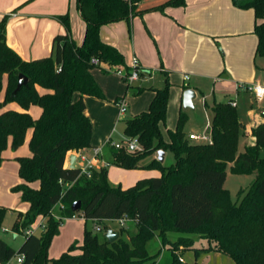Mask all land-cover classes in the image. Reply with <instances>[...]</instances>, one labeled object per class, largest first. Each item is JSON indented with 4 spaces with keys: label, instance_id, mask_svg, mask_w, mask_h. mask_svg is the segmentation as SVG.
Returning <instances> with one entry per match:
<instances>
[{
    "label": "trees",
    "instance_id": "obj_1",
    "mask_svg": "<svg viewBox=\"0 0 264 264\" xmlns=\"http://www.w3.org/2000/svg\"><path fill=\"white\" fill-rule=\"evenodd\" d=\"M140 1L76 0L85 23L82 44L77 46L68 33L59 35L53 39L50 56L28 62L7 47L6 17L0 21V93L3 76L7 79L0 108L16 103L23 109L0 113V164L8 143L12 150H17L31 131L30 156L17 158L22 183L13 188L29 210L25 214L16 213L13 231L22 234L37 217L45 219L41 234L24 236L17 251L0 237V264H8L17 256L23 257L20 264H155V256L146 250L147 242L154 236L163 247L172 245L169 250L174 263L183 264L177 251L185 246L195 254L208 251L224 254L235 264H264V158L259 156L264 147V122L251 131L255 138L253 145L238 154L240 127L231 102L212 106L211 142L207 144L186 139L183 129L187 116L182 110L175 129L168 131L169 142L161 139L160 126L165 123L169 99L168 82L153 89L154 97L147 111L123 120L124 136L136 139L142 151L129 153L107 143L109 164L132 170L143 158L157 151H169L174 164L163 166L152 160L146 166L158 170L160 177L143 179L121 190L109 183L106 167L93 170L90 178L80 175L78 168L65 167L68 152L91 148L92 124L85 114L83 97L104 99L91 71L97 68L104 73L129 72L120 52L101 41L99 30L111 23L129 22ZM183 4L184 0H169L153 10ZM232 4L254 12L255 56L262 59L264 69V0H232ZM58 19L68 30V15ZM19 75L25 76L27 82L15 91ZM37 88L47 92L40 94ZM30 106L41 109L38 119L33 120L27 112ZM227 165L235 175L256 173L250 186L240 190L234 202L224 189ZM34 183L37 188L30 186ZM65 184L72 185L67 188ZM76 202H80V209L73 211ZM57 205L63 206L60 219L51 215ZM8 211L0 206V230ZM73 215L95 221L102 225V230L107 229L105 221L126 215L135 223L137 232L123 238L120 229V237L108 244L104 237L99 241L94 231L85 229L80 246L73 244L57 259H50L48 249L59 233L61 219ZM170 232L197 235L208 242V247L193 248L194 241L189 237L171 242L167 239Z\"/></svg>",
    "mask_w": 264,
    "mask_h": 264
},
{
    "label": "crops",
    "instance_id": "obj_2",
    "mask_svg": "<svg viewBox=\"0 0 264 264\" xmlns=\"http://www.w3.org/2000/svg\"><path fill=\"white\" fill-rule=\"evenodd\" d=\"M167 1L169 0H141L136 7V14L131 17L129 22L119 21L104 25L100 28L99 36L101 41L113 46L120 52L123 56L124 66L128 71L130 70L132 60L135 59L138 62L139 68L141 67L143 70H147L146 72L148 74V70H150L152 66H155L157 62L160 64L162 73L168 74L167 70L164 68V62L166 68H174L177 71H189L191 75L195 76L197 79L207 78L211 79L213 83L221 81L229 82L226 78V70L219 71V65H221V63L218 51L222 48L225 52V56H227L226 41L232 38L246 39V46L242 52L240 64L242 68H248L249 66L251 68V59H253L255 55L257 44V38L253 34L255 23L253 10L238 9L232 4V0H184V4L179 7H165L162 11L153 10L165 4ZM65 14L68 15L69 20L68 30L58 19ZM4 17H6V45L25 62L50 56L53 39L56 36L68 33L69 38L77 46L81 45L84 39L85 23L77 10L76 0H0V21ZM248 35H252L253 38H248ZM155 48L157 52H155ZM107 74L108 73H104L97 68L91 71V75L100 88L104 99L100 100L90 96L83 97L85 114L92 124V135L91 148L82 150L81 152L91 156L93 150L99 149L101 154L98 167L101 168L104 164H107L108 166L106 168L109 183L114 187H120L121 190H126L134 186L140 180L160 177L161 174L158 170L150 171L146 168L152 160H157V152H155L156 158L154 154L151 155V160L147 164L139 163L136 169L127 170L109 164L111 162V157L110 155H105L102 146L106 140V144L108 141H113L112 132L115 131L113 127L116 120H124L122 119L124 118L123 115L120 114V111L118 113L117 109L109 100L111 98H115L114 102L124 100L127 106L126 112L130 109L134 117L148 110L154 97L153 89L162 88L163 79L160 77L158 78L156 75L153 79L145 78L143 84L137 85L135 89L137 95L129 98V103L128 96H126L127 93L123 98H120L118 95L121 91L119 93L111 92L109 79L104 76ZM222 75L225 77H221ZM184 76L183 80H185ZM113 79L116 80L115 77ZM200 82V80H196L191 84L185 85L182 83L178 91V115L180 110L183 109L182 94L188 89L195 92V99L192 101V104H194L195 100L200 98L204 101L205 112L209 114V122L197 132L190 131L186 133V131H184L187 136L192 134L199 135L202 132L209 131L212 118L211 108L214 104L231 102L234 104L235 109L237 108L236 100L231 97L233 95V89L236 93L247 92L245 86L254 82L259 83V81L251 79L248 83L234 82L230 87L222 86L218 91L220 94L219 96L224 99H216L215 93L213 92L212 103L209 104L206 100L210 96L209 94H203V88ZM6 85L7 79L6 76H3L0 102H2L4 98ZM130 85L128 84L127 88ZM37 90L40 94L47 92L41 88H37ZM76 99L77 96L74 97V100ZM262 100H264V95L263 98L258 101ZM5 110L23 111L16 103H9L0 108V113ZM27 112L33 120H36L41 114V109L37 106H30ZM262 112H264V110H261L258 114L254 111H250V122L247 125L243 124L238 119L240 134H243L247 141L243 148L253 145L255 138L252 136L251 131L255 126L264 122ZM105 121H107L108 127L102 132L101 125ZM100 131L103 134H101ZM30 137L31 131H28L23 143L24 145H28ZM163 153V162L161 164L163 166L174 164L173 154L169 151H163ZM237 153L240 154L242 152L237 151ZM71 155L76 156V168H79L80 165L77 159V153L74 152L67 153L65 167H69V157ZM29 156V152H27L26 149L12 150L8 143L7 149L2 153L4 160L0 164V192L4 188L7 190L10 186L22 183V180L18 176L19 164L17 158ZM8 169L9 174H13L10 176V180H8L7 175H4L7 173L6 171ZM16 174L18 180L16 179ZM30 186L37 188L38 184L34 183ZM2 204L0 199L1 207ZM18 210L19 211L15 213L21 212L24 214L29 210V205L25 203V207L22 206ZM39 218L41 222L45 221L42 216H39ZM66 219H73L76 221L78 218H65V221H69ZM77 221L82 222L83 220ZM85 223L86 221L83 222L84 225ZM67 226L61 223L59 226V233L55 237L58 238L66 235L67 241L63 248L69 246L71 240L74 238L69 237L72 227L69 228ZM66 228L68 229L67 232L65 231ZM3 231L6 232L5 230ZM101 232L104 233V231ZM171 233L174 232L167 233L168 240V235ZM176 234H178V236L174 241L179 237H189L192 238L193 241L195 237L201 239L197 235L194 237V235ZM169 241L174 242L172 240ZM75 244H77V246L81 245L78 243ZM204 248L207 247L201 249ZM202 253L205 252H200L198 254L194 252V257H199ZM179 259L185 264V261L181 257Z\"/></svg>",
    "mask_w": 264,
    "mask_h": 264
},
{
    "label": "rangeland",
    "instance_id": "obj_3",
    "mask_svg": "<svg viewBox=\"0 0 264 264\" xmlns=\"http://www.w3.org/2000/svg\"><path fill=\"white\" fill-rule=\"evenodd\" d=\"M241 10H252V9H241ZM250 39H252V35H248ZM246 39H238V38H232L227 39L226 41V48H227V56H225V52L222 48L219 49V56H220V63L219 65V71L226 70V78L229 82H217L213 83L211 79H197L195 76L191 75V72L189 71H177L174 68H166L165 63L163 62L164 68L167 70L168 74H163L162 70L160 68L159 62L155 66H152L150 68L149 74L146 72L147 70H143L141 67L139 68V71L142 72V75L140 76L139 80L137 82H133L128 88L127 83L124 81V79L119 76L116 72H110L106 76V78L109 79V85L111 86V92L112 93H119L118 95L120 98H123V96L126 94L128 96V102L130 103V99L132 96L137 95L135 93V89L137 85L143 84L145 81V78H152L156 75L158 78L163 79V86L166 82L170 85V93H169V102L167 107V114H166V120L165 123L160 126V133H161V139L164 142L169 141V130H174L177 122L178 117V109H179V87L182 85V83L191 84L193 81L200 80L201 87L203 88V94H209V98H207V103H212V93H215V98L218 100L224 99L221 98L219 95V88L222 86L230 87L234 84V82H245L248 83L251 81V79H255L259 81V83L264 86V69H263V61L257 56H253V59H251V68L250 66L248 68H242L240 64L242 52L246 46ZM249 40V39H248ZM249 42V41H248ZM249 46V43H248ZM155 52H157V49L155 48ZM132 63V62H131ZM131 65V64H130ZM93 70H96L93 69ZM186 75L188 77L187 80H183V76ZM116 78L113 79V78ZM221 77H225L222 75ZM183 80V81H182ZM147 81V80H146ZM233 94V95H232ZM232 96L236 102H237V108L236 113L238 119L245 125H247L250 122L249 113L250 111H254L255 113H260L261 110H264V100L258 101L251 92H241L236 93V91L233 89ZM227 98V97H226ZM112 105L117 109L119 113L120 109V103L119 101L114 102L115 98H111L109 100ZM204 101L200 98L195 100L193 104V108L189 109H182V111L187 116V122L184 125V131L186 133H189L190 131L197 132L199 129L203 128L207 122H209V114L205 112L204 107ZM131 105V104H130ZM124 120L132 118L131 110L128 109V111L123 115ZM118 119V118H117ZM102 132L105 131V129L108 127L107 121L103 122L101 125ZM114 132L112 139L113 141H122V139L125 137L123 128H124V122L116 120V123L114 125ZM101 133V131H100ZM103 134V133H101ZM186 139H189L187 135H185ZM107 141V140H106ZM106 141L104 142L102 148L105 152V155H110L109 146L106 144ZM195 143V141H191ZM247 141L245 140V136L243 134L239 135L238 139V147L237 151L243 152L244 144ZM155 144H157V140H155ZM100 147V146H99ZM22 148L26 149L27 152H29L28 145L22 144L18 150H21ZM7 149V148H6ZM5 149V150H6ZM140 149L142 150V147L140 146ZM154 156L156 158V153H154ZM259 156L261 158H264V147L261 149ZM150 156L145 157L140 161V164H147L150 161ZM156 160V159H155ZM167 164V163H165ZM150 171H154L155 169H149ZM7 173L4 175H7L8 180H10V176L13 174H9V169L6 171ZM226 177L224 182V188L228 191L230 199L234 202L237 200L238 192L240 189H246L250 186V184L253 182L255 178V174L250 175H235L232 174L229 170V165L226 166L225 169ZM16 179L18 180V176L16 174ZM10 186L7 188V190L4 188L0 192V199L2 201V207L7 208L9 211L6 213L3 222L2 227L0 230V237L15 251L18 250L20 245L24 241V236L22 234H16L13 231V225L16 219V211H19L18 209L20 207H25V202L21 200V196L18 192H14L13 188L16 187ZM25 214V213H24ZM52 214L54 215L55 219H58L59 217V211L57 208L52 209ZM76 221L73 219H66L69 221H65V219H61L60 224H64V226H67L69 228L72 227L71 233L69 237H74L71 240V243L69 246L63 248L66 244L67 237L66 235L58 238H53L49 249H48V257L50 259H57L63 252H65L71 245L78 243L82 244L83 241V235H84V229L88 231H93L94 226L97 224L95 221L87 220L85 225L83 222L85 221L82 217H77ZM81 218V219H79ZM73 220V221H72ZM77 220H83L82 222ZM45 221L41 222V219L37 217L31 226H29L27 229H33L34 234L39 236L41 232L44 230L45 227ZM104 225L107 228H111L112 230H120L123 229V238H127L128 235L132 236L137 232L136 225L133 221L128 220L125 222L124 227H121L119 223L115 220H108L104 222ZM102 226V225H101ZM5 230L6 232H4ZM66 228V232H67ZM128 233V234H127ZM98 240H103V232H96ZM178 234L171 233L168 235L169 240L174 241L177 238ZM195 237V235H194ZM185 247V246H184ZM180 246L177 251V257H181L185 264H234L231 258L228 256L216 253L213 251H208L205 253H202L199 257H194V251L193 250H187ZM203 247H208V242L203 239H199L198 237L194 238V244L193 248L201 249ZM169 248L172 249L171 244H167L165 247L162 246L161 240L154 236L151 240H149L146 244V250L147 253L150 256H155V264H178L174 263V256L172 252L169 250ZM64 249V250H63ZM184 252H182V251ZM16 258L14 257L9 264H17Z\"/></svg>",
    "mask_w": 264,
    "mask_h": 264
},
{
    "label": "built area",
    "instance_id": "obj_4",
    "mask_svg": "<svg viewBox=\"0 0 264 264\" xmlns=\"http://www.w3.org/2000/svg\"><path fill=\"white\" fill-rule=\"evenodd\" d=\"M125 2H127L128 0H123ZM116 73L121 76L126 82H128L127 84H132L133 82H136L139 80L140 76L142 75V72L139 71V65L138 62L133 59L132 63L130 65V70L128 72V74H126L123 70H118L116 71ZM184 79L187 80L188 77L185 75ZM244 87V86H242ZM245 89L249 92H251L255 98L257 100H261L263 98L264 95V86L260 85L257 82H254L252 84H249L247 86H245ZM120 114L124 115V113L126 112V103L124 100H120ZM234 106V104H232ZM262 116L264 117V112H262ZM189 140L191 141H195L196 143H203V144H207L211 142V138L209 135V131L208 132H202L199 135H189L188 136ZM109 145L111 147H113L116 150H124L125 152H129V153H133V152H137V151H142L140 149V145L137 142L136 139H129L124 137L122 139V141L119 142H113V141H108ZM100 150L99 149H95L92 151L91 156L79 151L77 152V159L79 162V170H80V175H84L87 178H90L92 171L93 170H99L100 168L99 166V157H100ZM107 164H104L103 167H107ZM102 168V167H101ZM72 184H65V187H70ZM55 208L58 209V211L63 210V206L61 205H57L55 206ZM51 215L54 217V215L52 214L51 211ZM71 218H77V216L73 215ZM58 219H60V216L58 217ZM129 218L124 215L122 218L115 220L119 223V225L121 227H124V224L126 221H128ZM93 231L96 232H101L105 230L101 229V226L99 225H95ZM17 234V233H16ZM33 231L31 229H25L22 231V235L23 236H28V235H32ZM23 261V257L22 256H17L16 258V262L17 264H20Z\"/></svg>",
    "mask_w": 264,
    "mask_h": 264
},
{
    "label": "water",
    "instance_id": "obj_5",
    "mask_svg": "<svg viewBox=\"0 0 264 264\" xmlns=\"http://www.w3.org/2000/svg\"><path fill=\"white\" fill-rule=\"evenodd\" d=\"M27 82V78L23 75L18 76V81L16 85V90L18 91L21 86H23ZM195 99V92L193 90H185L182 94V108L183 109H191L193 108L192 101ZM163 151H157V161L160 163L163 162ZM69 169H76V156L71 155L69 157ZM80 209V202H76L72 205L73 211H78ZM103 237L106 239L108 244L115 242L120 237L119 231H114L111 228H107L103 233Z\"/></svg>",
    "mask_w": 264,
    "mask_h": 264
}]
</instances>
